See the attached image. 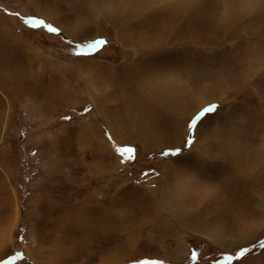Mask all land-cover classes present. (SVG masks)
<instances>
[{
  "label": "rangeland",
  "instance_id": "1",
  "mask_svg": "<svg viewBox=\"0 0 264 264\" xmlns=\"http://www.w3.org/2000/svg\"><path fill=\"white\" fill-rule=\"evenodd\" d=\"M0 264H264V0H0Z\"/></svg>",
  "mask_w": 264,
  "mask_h": 264
},
{
  "label": "snow or ice",
  "instance_id": "2",
  "mask_svg": "<svg viewBox=\"0 0 264 264\" xmlns=\"http://www.w3.org/2000/svg\"><path fill=\"white\" fill-rule=\"evenodd\" d=\"M29 23H30V26H31V27H37V26H39V25L42 24V21H39V20H32V21H30ZM45 27H47V30H48L49 32H57V31H58L56 28H54V27H52V26H50V25H46ZM105 43H106V42L103 41V40H96L93 44L90 45V47H92V48H99V47L103 46ZM215 109H216V106H215V105H212V106H209V107L203 109V110L201 111V113L198 114V115L192 120L191 125H190V128H191V127H194V126L196 125L197 121H199L203 116H205V115L208 114V113L214 112ZM246 251H247V250H245V252H246ZM244 254H245V253L242 252L240 255L243 256ZM228 259H231V258L229 257Z\"/></svg>",
  "mask_w": 264,
  "mask_h": 264
},
{
  "label": "bare ground",
  "instance_id": "3",
  "mask_svg": "<svg viewBox=\"0 0 264 264\" xmlns=\"http://www.w3.org/2000/svg\"><path fill=\"white\" fill-rule=\"evenodd\" d=\"M5 243V242H4Z\"/></svg>",
  "mask_w": 264,
  "mask_h": 264
}]
</instances>
